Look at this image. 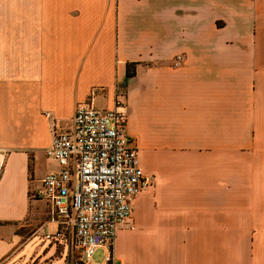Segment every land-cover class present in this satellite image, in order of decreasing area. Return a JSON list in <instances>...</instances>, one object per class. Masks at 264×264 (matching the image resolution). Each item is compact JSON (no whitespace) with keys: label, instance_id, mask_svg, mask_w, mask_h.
<instances>
[{"label":"crops","instance_id":"1","mask_svg":"<svg viewBox=\"0 0 264 264\" xmlns=\"http://www.w3.org/2000/svg\"><path fill=\"white\" fill-rule=\"evenodd\" d=\"M117 91L150 183L114 264H264V0H0V223L42 200L75 104Z\"/></svg>","mask_w":264,"mask_h":264},{"label":"built area","instance_id":"2","mask_svg":"<svg viewBox=\"0 0 264 264\" xmlns=\"http://www.w3.org/2000/svg\"><path fill=\"white\" fill-rule=\"evenodd\" d=\"M120 96L117 91L111 107H97L91 98L75 104L70 128L54 132L45 148L57 166L30 192L49 206L42 238L64 240L68 264H89L101 245L107 251L100 264H114L116 232L134 226V197L150 183L138 148L125 132L127 116Z\"/></svg>","mask_w":264,"mask_h":264},{"label":"rangeland","instance_id":"3","mask_svg":"<svg viewBox=\"0 0 264 264\" xmlns=\"http://www.w3.org/2000/svg\"><path fill=\"white\" fill-rule=\"evenodd\" d=\"M96 103L99 106H106V98L97 97ZM56 165L54 159L41 153L38 175L45 173H43L45 167L51 168ZM36 183L39 186V181H36ZM32 202L29 205V213L24 218L0 223L1 238H7L14 232L18 233L20 238L17 247L0 258V264H68L66 255L63 258L59 251L54 256L49 257L43 250L45 243L41 238V234H39V228H41L45 219L49 218V206L42 200H33ZM106 251V246H98L93 252L89 264H100Z\"/></svg>","mask_w":264,"mask_h":264},{"label":"trees","instance_id":"4","mask_svg":"<svg viewBox=\"0 0 264 264\" xmlns=\"http://www.w3.org/2000/svg\"><path fill=\"white\" fill-rule=\"evenodd\" d=\"M134 63L135 62H127V69H126V77L128 78L129 76L134 74ZM122 94V92H120ZM30 195V192H29Z\"/></svg>","mask_w":264,"mask_h":264}]
</instances>
